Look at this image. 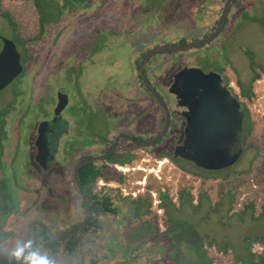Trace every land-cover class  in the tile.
Segmentation results:
<instances>
[{"label": "rangeland", "instance_id": "rangeland-1", "mask_svg": "<svg viewBox=\"0 0 264 264\" xmlns=\"http://www.w3.org/2000/svg\"><path fill=\"white\" fill-rule=\"evenodd\" d=\"M36 1L46 21L41 39L17 43L7 22L0 16V37L17 44L24 67V71L0 91V161L7 166L3 172L5 177L0 175V210L8 209L3 208L6 215L0 219V264H15L26 228L32 221H40L51 232L59 234L82 219L75 197L70 198L72 209L60 202L52 210H45L51 191L40 189V182L50 183L57 176L41 173L31 161L29 135L36 119L45 116L44 109L53 101L55 86H64L70 91L72 107L64 112L65 116H72L73 110L78 109L83 118L80 122L91 128L98 138H110L121 130L139 141H147L162 128L163 113L152 96L141 90L133 68L143 52L169 45L152 41L156 35H167L162 31L163 26L146 20L144 14L163 12L169 16L167 13L172 9L175 27L169 32H175V42L171 43L180 45L201 40L211 32L225 2L91 0L83 5L71 0ZM5 8L21 14L27 23L26 30L35 32L34 12L29 5L6 1ZM164 15L158 14L160 18ZM247 50L252 52L257 64L264 66V0H236L226 27L213 42L186 52L156 55L157 60L175 57L177 63L166 72L161 86L151 72L146 71V75L164 99L165 94L169 96L167 87L172 83L173 71L196 68L204 73L223 75L227 85L239 94L241 102L249 109L256 122L254 135H259L264 129V77L253 85L256 95L253 102L242 96L236 84L240 81L244 92H249L253 73L245 55ZM85 89L89 95L95 94L99 110L87 102L83 95ZM175 121L172 116L171 124ZM174 144L180 141L174 142L164 136L158 145L144 149L147 152L133 148V152L141 156L132 161L130 172H126L127 185L122 186L125 190L120 192L123 197L135 198L139 193H146L147 185L156 181L157 189L168 192V197L161 202L158 190H150L151 214H145L146 206L129 200L122 202L118 204L117 219L102 217V229L94 236H84L75 254H62V246L53 255L39 250L36 264H91L92 260L95 264H108L113 250L107 248L112 247H115V258L125 261L121 264H207L200 250L203 237L214 239L218 248L227 240L240 258H246L243 239L263 234L264 217L259 221L250 220L249 215L244 221L236 216L228 219L230 198L219 197L218 183L229 172L246 169L253 151H244L227 169L205 171L182 158L174 159ZM157 152L168 158H156L153 154ZM21 185L30 190L19 192L16 187ZM66 185L65 191L69 190L70 183ZM184 187L190 188L191 196L180 197V189ZM13 194L26 201L28 207L14 211L10 202ZM243 197L241 195L240 199ZM153 215L156 220L152 219ZM208 250L215 256L220 255L214 248ZM214 264L222 263L216 260Z\"/></svg>", "mask_w": 264, "mask_h": 264}, {"label": "water", "instance_id": "water-1", "mask_svg": "<svg viewBox=\"0 0 264 264\" xmlns=\"http://www.w3.org/2000/svg\"><path fill=\"white\" fill-rule=\"evenodd\" d=\"M234 0H225L216 26L209 35L201 40L175 46L156 47L147 51L139 62L142 85L146 92L159 105L163 113V125L160 131L147 141H137L131 136H117L109 148L101 155L81 160L74 168V180L84 204V216L79 223L64 233H53L40 222L28 224L18 252L15 264H23L30 243L32 232L38 228L53 240L66 241L81 232L91 215L89 199L78 178L81 166L102 160L112 154L120 139H125L135 146L150 148L158 144L167 134L171 125V111L162 95L152 86L147 78L145 67L154 56L168 52H186L213 42L226 27ZM20 54L15 42L0 37V91L10 85L22 72ZM180 99L186 108V138L175 148V158H182L205 171H220L233 166L243 153V118L244 113L236 98L233 97L218 74L204 73L196 68H184L175 75V84L170 92ZM60 99L65 97L62 94Z\"/></svg>", "mask_w": 264, "mask_h": 264}, {"label": "trees", "instance_id": "trees-1", "mask_svg": "<svg viewBox=\"0 0 264 264\" xmlns=\"http://www.w3.org/2000/svg\"><path fill=\"white\" fill-rule=\"evenodd\" d=\"M6 1L10 3L25 2L29 5V8L33 9L32 11L34 12L36 24L34 33H30L26 30L25 26L27 23L24 21L25 19L21 17V14L5 8ZM235 3L236 0L233 1V5H235ZM39 8L36 0H0V16L7 22L17 43L24 44L35 41L36 39H41L44 36L46 21L43 11ZM245 55L250 61L249 67L253 73L249 92H244L240 81H237L236 84L242 96L247 97L250 102H253L256 98L252 90L253 85L264 77V66L254 61L252 52L247 50L245 51ZM243 110L245 117L243 152L251 149L254 155L246 169L237 172L231 171L226 177L219 180V197L229 196L230 198L226 216L228 219L236 216L239 221H244L245 217L249 215L250 220L259 221L264 217V129L259 135H254L256 122L250 116L249 109L246 108L245 105H243ZM156 158L168 157L163 154H158ZM169 159L177 163L173 158L169 157ZM120 163L122 164L123 162ZM1 166L2 163L0 161V169ZM79 177L91 206V216L87 223L80 233L75 234L66 241L50 239L43 230L38 228L34 229L23 264H36L39 250L53 255L56 254L62 246V254H75L77 248L84 242V236H94L102 229L100 222L102 217L108 216L114 218L118 216V212L120 211V206L118 204L122 202L129 200L138 206H146L145 214H151L152 196L150 190H158L156 181L155 183L147 185L146 193H139L135 198H132L131 196L123 197L119 189H112L109 187H103L100 190L97 189L96 183L98 178H102L106 182L115 180L120 185L124 186L126 183V176L119 171H116L114 176H110L96 173L92 168H84L83 171L79 173ZM204 184L205 182H203L201 186L203 187ZM158 194L161 202L168 197V192L166 191L158 190ZM184 195L191 196L189 187L180 189V197ZM205 195L207 196L209 193L206 191ZM241 195H244L242 199H240ZM3 208L0 210V219L6 215V211L3 212ZM4 210L8 209L4 208ZM152 219L156 220V215H153ZM202 240L203 243L201 244L200 250L207 264H214L216 260L222 264H264V232L262 235L255 238L246 236L243 239L245 251L247 253V257L243 259L238 256L236 249L231 246L227 240L224 241V246L222 248H218L214 239L203 237ZM208 248H214L216 252H220V255H213L212 252H209ZM93 264H95L94 261Z\"/></svg>", "mask_w": 264, "mask_h": 264}, {"label": "flooded vegetation", "instance_id": "flooded-vegetation-1", "mask_svg": "<svg viewBox=\"0 0 264 264\" xmlns=\"http://www.w3.org/2000/svg\"><path fill=\"white\" fill-rule=\"evenodd\" d=\"M71 1L86 5L91 0H71ZM171 8H174V7H171ZM170 10L172 12L169 11L167 13V14L170 13L172 15L171 16L169 14L170 18L169 16H165L163 12L158 13L160 15H164L161 18L158 16V14L157 15L152 14L149 16L148 12L144 14L145 15L144 17H146L145 18L146 20L150 19L153 23L157 25L159 24L161 25V27L163 26L164 29H162V31L164 32L165 35H167V37H164V36L158 37V35H156L152 41L163 42V43H166V45L175 46V43L173 44V42H175V32L174 33L173 31L169 32L170 28L175 27V15H174L173 10L172 9ZM210 33L211 32L204 35V37H206ZM171 41L173 42L171 43ZM146 52H143L139 56L133 68L134 77L137 78L138 82L141 85V88H142L141 90L145 91V93L147 92L144 89L141 78H140L139 62L142 56ZM155 58L156 56L152 57L147 62L145 71H148L149 73L151 72L152 78H154L156 82L160 83L159 85L161 86V84L163 83V77L165 74L160 75L159 71H161L164 68L170 69L171 67H175L177 63L175 62V57L172 59L166 58L162 60L160 59L157 60ZM23 71H24V67H23L22 72ZM178 72L175 73V71H173L174 75L172 76V83L169 85V87H167V93L169 96L165 94V101L167 102L169 106L171 115L176 118V121L174 122V124L170 125L171 130H169L165 136L166 137L168 136L174 142L180 141V144H182V142L186 138V128H187L186 117L183 114L187 113V110L180 104V99L178 95L175 94V88H174V92H170L171 87L175 84V75ZM218 75L220 76L221 81L225 83L230 94L236 98L237 102L240 104L242 111L244 113L243 104L240 100L239 94L235 93L232 90V88L227 85V83L224 80L223 75H220V74ZM53 93H54L53 101L50 103V105L49 104L47 105L48 108L44 109L45 116L36 119L35 126L31 130V133L29 135V139H30L29 144L31 146L30 149L32 150V153H33V158L31 161L36 167H38L41 173L53 174L57 176V179H54V181H51L50 183L44 180L40 182V187H39L40 189L45 188L46 190L51 191V194H49L47 198L48 206H45V210L47 211L52 210L57 205H59L60 202H64L66 204V207L69 206V209H72L69 204L71 203L70 198L75 197L76 203H77L76 206L78 205L77 207H79V210L82 212L81 218H83L84 204L79 195V191L77 190L76 183L74 180L75 166L81 160H85V159L96 157V156L103 154L109 148V146L113 143V141L115 140L117 136L127 135V136L133 137L134 139H136V137L119 130L118 132H116V134H114L110 138H107V139L98 138V135L94 133L93 130H90L91 128L83 125L80 122V120L83 118H82V115L79 114L78 109H76V112L75 110H73L74 116L73 115L72 116L70 115V117L65 116L64 112L67 111L68 108L71 109L72 107L70 95H69L70 91H68V89L65 88L64 86H55V92ZM61 94L62 96L64 95L65 97H62L60 99L59 96ZM83 95L87 99L88 103H90L91 105L93 104L95 108L99 110V103L97 102V104H95L96 103L95 94L89 95L88 89H85V91H83ZM172 105H174V107H172ZM78 106H76V108ZM244 118H243V124H244ZM242 137H243V131H242ZM180 144L172 145V157L174 159H175V148ZM133 148L141 149L142 152H147L144 150L146 148L135 146L125 139H120L118 142L117 148L114 150L112 154H110L109 156H107L106 158L102 160H98L94 163L83 165L79 168L78 170L79 181H80L79 173H81L84 168H88V169L92 168V170H94L96 173L107 174L110 176H114L115 172L119 171L121 173H124L125 176H127L128 174L126 172H130V169H131L130 165L132 161L135 160V158H138L137 156H141V153L133 152ZM158 154L159 153L157 152V153H154L153 155H155L156 157V155ZM120 162H123V163L121 164ZM25 167L28 168V166H25ZM6 168H7L6 165L1 166L0 175L2 177L4 175L3 172L6 171ZM23 173L26 175L25 172ZM125 181L126 183L124 186L127 185L128 180L125 178ZM67 182L70 183V186L72 188L69 186V190L65 191V188L63 187H65ZM9 186L10 185L8 184L7 186L8 191L10 188ZM96 186H97V189L99 190L102 189L103 187L119 189L120 191L125 190L122 188L123 185H120L117 181L111 180L109 182H106L102 178H98ZM16 189H18L19 192L20 191L28 192V190H30L26 185L18 186V188L16 187ZM84 192H85V189H84ZM10 202H11V208H13L14 211H18V209L21 207L23 208L28 207L26 201L19 199L17 194H13V200L11 199ZM73 207L75 208L74 203H73Z\"/></svg>", "mask_w": 264, "mask_h": 264}, {"label": "crops", "instance_id": "crops-1", "mask_svg": "<svg viewBox=\"0 0 264 264\" xmlns=\"http://www.w3.org/2000/svg\"><path fill=\"white\" fill-rule=\"evenodd\" d=\"M169 69H166V68H164V69H162L161 71H159V74L160 75H162V74H166V72L168 71ZM117 217L118 216H115L114 218H113V220L114 219H117ZM107 250L108 251H111V250H113V253L111 254L112 256H113V258H109V262H108V264H121V263H125V261L124 260H122V259H120L121 261H119V260H117L115 257H116V252H114V250H115V247H112V248H107ZM138 250H139V248H138ZM109 254L111 253V252H108ZM98 254V253H97ZM81 261H82V259H81ZM91 264H93V260L91 261Z\"/></svg>", "mask_w": 264, "mask_h": 264}, {"label": "clouds", "instance_id": "clouds-1", "mask_svg": "<svg viewBox=\"0 0 264 264\" xmlns=\"http://www.w3.org/2000/svg\"><path fill=\"white\" fill-rule=\"evenodd\" d=\"M45 264H47V262H45Z\"/></svg>", "mask_w": 264, "mask_h": 264}]
</instances>
